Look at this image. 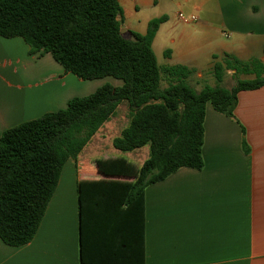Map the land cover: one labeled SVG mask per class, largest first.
I'll return each instance as SVG.
<instances>
[{
  "label": "crops",
  "instance_id": "1",
  "mask_svg": "<svg viewBox=\"0 0 264 264\" xmlns=\"http://www.w3.org/2000/svg\"><path fill=\"white\" fill-rule=\"evenodd\" d=\"M118 2L126 39L133 33L145 35L151 21L166 17L153 41L158 63L193 70L189 82L199 84V91L213 76L214 63L226 55L264 62V0ZM179 13L197 20L181 22ZM106 83L122 85L110 77L81 80L51 54L31 53L23 38L0 36V138L9 129L65 109L72 99L89 96ZM235 117L219 114L209 104L204 168H183L146 190V264H264V88L239 93ZM124 118L127 122L122 124ZM131 119L128 104H120L77 161L65 164L37 235L19 248L0 239V264H81L79 184L133 183L150 157L149 145L142 165L109 153L92 155L115 132L119 133L112 139L116 149L114 141ZM141 149L116 150L136 152L134 158L141 162ZM114 160L127 161L135 171L111 172L108 164Z\"/></svg>",
  "mask_w": 264,
  "mask_h": 264
},
{
  "label": "trees",
  "instance_id": "2",
  "mask_svg": "<svg viewBox=\"0 0 264 264\" xmlns=\"http://www.w3.org/2000/svg\"><path fill=\"white\" fill-rule=\"evenodd\" d=\"M118 0H0V36L23 38L31 53H49L81 80L113 78L93 94L72 99L5 131L0 138V239L19 248L32 242L47 212L65 164L79 154L122 103L130 125L114 147L131 152L150 146V157L133 183L87 181L79 184L81 264H146V190L183 168L205 166L207 106L236 120L238 95L264 88V62L226 55L215 62V87L197 91L193 70L162 67L153 41L166 17L150 22L145 35L121 34ZM169 53H167L168 55ZM228 71L236 84L220 87ZM237 75L254 76L239 79ZM167 83L165 87L163 84ZM244 149H247L243 140ZM111 172L135 171L125 160Z\"/></svg>",
  "mask_w": 264,
  "mask_h": 264
},
{
  "label": "rangeland",
  "instance_id": "3",
  "mask_svg": "<svg viewBox=\"0 0 264 264\" xmlns=\"http://www.w3.org/2000/svg\"><path fill=\"white\" fill-rule=\"evenodd\" d=\"M254 59H255V58H254ZM256 59H257V58H256ZM227 74H228V73H227ZM227 74H226V76H225V78H224L223 84L220 85V87L230 88V87H234V86H235V84H236V79H235V76H234L235 72H234V71H229V74H228V75H227ZM237 78H239V79H253L254 76L237 75ZM192 83H193V84H191V85H192L197 91H199V89H200L199 84H196L195 81H192ZM166 85H167V83L164 82L163 87H165ZM205 85H209V86H212V87L218 86V85H217V82H216V79H215L214 76H211L210 78H208V79H207V82H206L205 84H203L201 87H204ZM124 106H126V105H124ZM122 108H124V107H122ZM122 108H121L120 111H119L120 114L123 112V109H122ZM117 120H119V119H117ZM126 122H127V119L124 118L122 124H124V123H126ZM106 126H108V125H106ZM126 126H127V125H126ZM126 126H125V127H126ZM118 135H119V133L115 132V133L111 136V138H108V139L105 141L104 145L101 146V148L98 147L97 149L92 150V151H93V152H92V155H93L94 157H97V156L101 157V155L109 153L110 155L123 156V157H125L127 160H129V161H131V162H133V163H135V164H137V165H142L143 162L145 161V159H146L147 156H148L149 146H147V147H145V148H143V149L140 150V151L144 154V156H143L141 162H138L139 160H135V158H134L136 152H134V153H125V154H124V153L119 152V151H117L116 149L113 148V145H112V141H113V140H112V139L115 138V137H117ZM96 138H97V137H96ZM92 141H93V140H92ZM90 152H91V151H90ZM137 152H139V151H137ZM141 157H142V154H141V153H138V154H137V158L140 159Z\"/></svg>",
  "mask_w": 264,
  "mask_h": 264
},
{
  "label": "built area",
  "instance_id": "4",
  "mask_svg": "<svg viewBox=\"0 0 264 264\" xmlns=\"http://www.w3.org/2000/svg\"><path fill=\"white\" fill-rule=\"evenodd\" d=\"M178 19L181 21V22H184V23H189V22H194L197 20V18L195 16H186L185 14L183 13H179L178 14Z\"/></svg>",
  "mask_w": 264,
  "mask_h": 264
},
{
  "label": "water",
  "instance_id": "5",
  "mask_svg": "<svg viewBox=\"0 0 264 264\" xmlns=\"http://www.w3.org/2000/svg\"><path fill=\"white\" fill-rule=\"evenodd\" d=\"M121 34H122V36L124 37V33L121 31ZM124 38H126V37H124Z\"/></svg>",
  "mask_w": 264,
  "mask_h": 264
}]
</instances>
